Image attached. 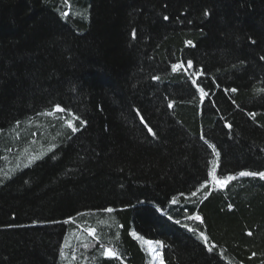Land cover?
Listing matches in <instances>:
<instances>
[{
  "label": "trees",
  "instance_id": "obj_1",
  "mask_svg": "<svg viewBox=\"0 0 264 264\" xmlns=\"http://www.w3.org/2000/svg\"><path fill=\"white\" fill-rule=\"evenodd\" d=\"M242 171L264 0H0V264H264Z\"/></svg>",
  "mask_w": 264,
  "mask_h": 264
},
{
  "label": "snow or ice",
  "instance_id": "obj_2",
  "mask_svg": "<svg viewBox=\"0 0 264 264\" xmlns=\"http://www.w3.org/2000/svg\"><path fill=\"white\" fill-rule=\"evenodd\" d=\"M65 15H67V13H65ZM165 19H167V17H165ZM188 43L191 44V41H188ZM188 63H189V66H191V61H189ZM172 67H173V69L175 70L178 66L174 64ZM232 91H236V90L233 89ZM81 123H83V122H81ZM69 126H71V125H69ZM72 130H73V131H76L77 129H76L75 127H73ZM210 175H211V174H210ZM239 175H240V176H253V177L259 175V177L264 178V172L256 173V172L242 171V172L239 173ZM232 179H234V177H232V176H229V177L227 178L228 181H230V180H232ZM218 183H220V184H225V183H227V181H218ZM106 211L111 212L112 209L109 208V209H107ZM195 219L199 220L200 217H199V216H196ZM133 235H135V233H133ZM201 235L203 236V233H201ZM158 243H159V242H158ZM210 250H211V249H210ZM62 254H63V253H62ZM108 254L111 255L112 253H108ZM161 264H162V258H161Z\"/></svg>",
  "mask_w": 264,
  "mask_h": 264
},
{
  "label": "rangeland",
  "instance_id": "obj_3",
  "mask_svg": "<svg viewBox=\"0 0 264 264\" xmlns=\"http://www.w3.org/2000/svg\"><path fill=\"white\" fill-rule=\"evenodd\" d=\"M55 112H57V113H59V112H61V109H59V108H56L55 109ZM54 120V119H53ZM255 214H253V213H249V215H247L248 217H252V216H254ZM246 216V217H247ZM249 218V219H250ZM240 223V225L241 226H245L246 224H247V222H239ZM148 249H149V253H150V258H151V262H150V264H161V262H160V260H159V255H158V251H156V249L155 248H153V247H151V245L150 244H148ZM224 255V253H220L219 255H218V260H220V258L222 257Z\"/></svg>",
  "mask_w": 264,
  "mask_h": 264
},
{
  "label": "bare ground",
  "instance_id": "obj_4",
  "mask_svg": "<svg viewBox=\"0 0 264 264\" xmlns=\"http://www.w3.org/2000/svg\"><path fill=\"white\" fill-rule=\"evenodd\" d=\"M243 219H244V218H243ZM243 219H242V220H243Z\"/></svg>",
  "mask_w": 264,
  "mask_h": 264
}]
</instances>
